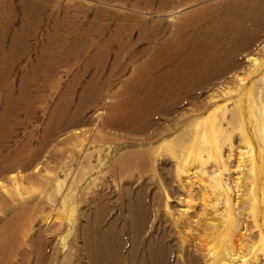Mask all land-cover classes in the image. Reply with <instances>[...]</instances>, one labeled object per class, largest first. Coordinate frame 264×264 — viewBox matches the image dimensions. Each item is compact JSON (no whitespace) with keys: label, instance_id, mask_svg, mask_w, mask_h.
<instances>
[{"label":"rangeland","instance_id":"374dc122","mask_svg":"<svg viewBox=\"0 0 264 264\" xmlns=\"http://www.w3.org/2000/svg\"><path fill=\"white\" fill-rule=\"evenodd\" d=\"M25 1L29 5L40 1L44 8L42 13L36 19L37 10L28 6L33 16L29 22L25 20L18 0H10L11 13L0 49L2 57L3 53L10 51L14 35L20 30L26 33L27 36H23L27 37L25 54L12 60L11 67L7 69L10 71L8 82L11 85L0 89L1 102L8 87L13 85L9 98L16 101L20 78L27 83L20 90L23 100L19 101V123L9 127L8 147L0 154L12 153L17 146L26 142L25 139H30V147L21 155L22 163L0 178V196L8 202L0 210V264H90L88 258L99 259L104 251L103 246L96 247L95 242L99 239V233L110 224H115L116 231L122 233L121 254L127 261L131 247L128 210L137 197L145 201L148 213L151 211L150 225L157 228L164 217L174 220L182 211L187 214L194 211L196 186H192V183L202 182L207 209L216 206L207 213L215 215L214 222L217 224L220 219H228L222 198L217 195L219 190H214L219 181L217 178H222L223 173L222 181L229 189V204L234 214L231 216L232 233L226 241L229 254L223 264H264V0H234L224 7L216 6L205 11L213 12L210 19L211 22L215 21L213 23L227 16L219 28L223 30L221 38H227L224 31L231 25V48L227 51V42L223 43L218 53L222 54L220 50H224L223 53L230 54L233 49L230 54L233 55V68H229L230 71L227 70L221 77H215L219 79L212 78L201 84L204 86H200V89H203H199L195 97L198 104L208 105L204 112L201 110L191 119H182L180 114H186L187 106L190 108L191 105L189 101L179 104L174 108L173 116L153 117L156 124L142 136L143 139L137 141L127 122H121L124 126L118 129L106 121L107 99L119 94L146 56L133 58L131 53H122L116 59L103 58L106 65L99 83L103 84L102 96L80 102L79 94L89 83L94 68L80 76L84 70L83 50L78 51L76 56H68L66 49L62 52L49 51L59 41L49 36L53 32V22L60 20L62 23L69 17L67 21L77 18L85 25L96 9L99 13L93 19L96 25L107 20L110 14L117 18L141 19L153 32L152 40L141 42L136 36L132 42L135 45H129L127 51L132 49L129 51L137 52L142 47L151 50L171 39L173 29L184 16L190 15L191 11L187 10L194 0H185L181 7L179 3L182 0L164 3L160 0ZM112 63L116 64L114 70ZM76 76L77 86L69 98L70 103L56 106L59 93L65 91ZM25 105H32L33 110L29 113L31 119L24 115ZM61 108H65L62 116L58 113ZM53 110H57V113L49 118ZM212 114L218 118L213 132L195 128ZM227 115L235 119L229 130L223 125L225 118H229ZM239 117L242 119L240 123ZM222 118L225 119L223 122ZM174 123H178L177 131L167 134L166 130ZM185 130H188L191 140L180 139L181 132ZM5 131L4 126L0 128V132ZM204 132L206 137L203 136ZM209 137L213 140V148L209 145ZM137 151L146 156L140 161V170H136L132 158L131 162L129 160ZM27 152L34 155L32 161L28 162ZM119 159L126 160L122 161V167ZM183 160L189 163L188 170L178 167ZM176 171L180 174L181 178L178 179L185 191L180 190L184 194H179L182 201H177V206L172 204V197L178 194L172 188V185L175 186L172 182ZM236 178H239L238 189L233 188L231 183ZM239 205L241 207L238 209ZM102 207L106 211L97 222ZM223 227L221 225L212 235L214 241L211 243H219ZM167 229L169 231L168 226L165 233ZM85 239L89 243L87 246ZM109 245L107 248H111L108 250L113 252L114 246ZM113 262L110 260L107 264Z\"/></svg>","mask_w":264,"mask_h":264},{"label":"bare ground","instance_id":"6f19581e","mask_svg":"<svg viewBox=\"0 0 264 264\" xmlns=\"http://www.w3.org/2000/svg\"><path fill=\"white\" fill-rule=\"evenodd\" d=\"M233 1L234 0L194 1L192 7L187 11H192V12L194 11L193 13L196 12L198 14V17L190 28H186L184 31L180 32V36L176 37L177 35H175L173 39L165 41L163 44H159L155 49L149 50L148 47H142L137 52L129 51L132 49H129L127 51V47H129V45L130 47L135 45V43L132 42L134 37L136 36L139 37V39L138 38L137 39L138 41L141 42H146L149 41L150 39L152 40L153 32L148 27L149 25L147 26L145 22H142L143 20L140 21L141 19H136V18L129 19L126 16H121V17L119 16L117 18L112 14L108 16L109 18L107 20H103L96 25V22L95 24L93 22L94 21L93 19L96 18L97 15H99L98 10L96 9L92 13L91 19H88L85 25L84 23L81 24V22H79L77 18H73L72 20L67 21L69 17L67 19L65 18L64 19L65 21L62 20V23L60 22V20H58L60 23L56 21L53 22L52 25L53 32L49 34V36L50 38H58L59 41L57 45L54 48L50 49L49 51L52 50L53 52H62L63 50L66 49L68 56H76L78 51L83 50L85 56V60L83 62L84 70L80 74V76L86 73L87 70L90 69L91 67L94 68V74L92 75L89 83L84 87V89L79 94L78 100L80 102L86 101L88 98L93 96H94L93 98L96 97V99L97 97L102 96L101 94H103V90H104L103 84L99 85V83H100V76L104 70V66L106 65V63L103 61V58L113 57L114 59H116L122 53L123 54L131 53V56H133V58L135 56H146L145 60L141 63V65L137 68V70H135L131 78L124 83L123 89L119 92V94L117 93L115 95H112L110 98L107 99L108 100L107 103L109 102V105L107 108L108 110L106 109L107 110L106 121L111 122L112 126H116L118 129H122L124 126L123 123L127 122L129 125L128 127H131L130 128V130L132 131L131 134L135 139L137 138L136 139L137 141L138 139L142 138V136L147 134L152 127H154L156 123L155 124L153 123L154 121L152 120L153 117L157 115H161V116H166L167 118V116L175 112L174 108L179 104L183 105L182 103L189 101V105H191L190 108H188L189 106H187L188 110H186L187 111L186 114H182V113L180 114L182 119H191V117L196 116V114L199 113L201 110L203 111L208 108V105L206 107L205 105L203 106L201 104H198V102H196V100L198 101V99H196L195 94L200 89L201 84L207 82V80H210L212 78L213 80L219 79L215 77L217 76L221 77L222 76L221 74L225 73L229 68L230 69L233 68V63L231 61L232 60L231 57H233V55L232 56L230 55L233 49H231L230 54L223 53L224 50H220L222 51V54L218 53V50L223 43L226 44L227 42L226 45L228 47V49H226L227 51H229V49L231 48L230 42L232 41L231 35L233 34V30L230 25L228 27L229 29L228 30L226 29V31H224V34H226L227 38H223V37L221 38L220 34L223 33V30L220 29L221 28L220 24H223L225 22L227 16L225 15L221 19H219L220 21L216 20L217 23H213L215 21L213 22L210 21L211 14L213 12L211 11V13H208L205 11L209 8L215 9L218 6L224 7L225 5L232 3ZM39 2L31 3L29 5L25 0H18L19 6L21 8L25 20L30 22V19L33 18L28 6L37 10L36 19L38 18L39 13L44 9L39 4ZM10 13H11L10 0H0V49L2 48V38L5 34V29L9 21ZM155 27L157 28L158 25ZM24 35H26V33L23 30H20L18 34H15L14 41L11 45V48L9 49L10 54L9 52L8 53L6 52V54L3 53L2 57H0V89L4 86L11 85V83L8 82L10 71L7 69L11 67L12 60L16 59L19 55L22 56L25 54L27 37H23ZM148 46H152V45H148ZM8 55L9 57H7ZM115 65H116L115 63H112L111 65L112 70H114ZM6 70L7 73L5 72ZM78 76H76L73 79L72 83L66 88L65 91L59 93L56 106H58V104L60 103H67V104L70 103L69 98L74 94V90H76L75 87L77 86L76 81ZM19 82L20 83L18 85L20 87V90H22L23 87L27 85V83L22 78H20ZM12 87L13 85L10 88L8 87V92L3 95L4 101L0 102V128L3 126L6 128L5 132H0V153L6 150L8 147L7 143L9 138L8 137L9 127L19 123L18 121L19 119H17V117L19 116L18 113L19 107L21 105L19 104V101L23 99L21 98L22 94L21 91L19 90V95L17 100L16 101L10 100L9 97L12 92ZM202 89L203 88H201L200 90ZM31 110H33L32 105H25L24 111L26 112V114L24 115L28 119H31L29 117V113ZM56 113L57 110H53L49 118H52ZM58 113L62 116L65 113V108H61V110H59ZM214 114L209 116V118H207V120H205L201 124L200 123L197 124L196 127L195 125H193L192 127L193 128L195 127L196 129L199 130L202 129L203 131L206 132H210V131L213 132L215 129V122H217L218 119L217 117L215 118ZM239 114L241 115L240 112ZM173 115L174 114H172V116ZM228 117L229 118H225L226 120L222 118L223 119L222 122L225 120L223 125H225L226 129L229 130L232 129L233 127L232 121L234 118L230 116ZM241 120L242 119L240 118L239 123L241 122ZM52 121L53 120H51V122ZM177 124L176 123L172 124L170 126L171 128L166 130V133L167 132L172 133V131L176 132L178 129ZM46 125L48 126L49 124L46 123ZM189 125L191 126V124ZM189 130L191 131V128ZM206 132L203 133L204 135L202 134L205 137L207 135L205 134ZM180 139L191 140V135L189 136L188 130L181 132ZM208 139H209L208 141L209 145L212 147L213 140L210 139V137ZM24 141H23L24 143L23 144L21 143L22 144L21 146L20 145L17 146V148H15L12 153L0 154V178L4 174H7V172H9L13 167L22 163L23 158H21V155L25 150L26 151L28 150V147H30V139L28 140L25 139ZM184 143L186 144V141H184ZM214 143L216 142L214 141ZM181 155H183V152ZM144 156L145 153L143 152L141 153L137 151L134 152L131 157H129L130 162L132 158V163H135L136 170H140L142 168V163L140 161L142 160V158H144ZM27 157L29 162L33 160L34 155L27 152ZM137 160L139 161L137 162ZM122 161H126V160L119 159L120 167L123 166ZM175 164L177 165V163ZM188 166L190 167L189 163L186 162V160L181 165H178L179 168L182 167L185 170H188L189 168ZM216 168L218 169L219 167ZM223 174H222V178H223ZM174 177L175 179L173 178L174 180L172 184L174 183L175 186L172 185V188L176 190L177 191L176 193L178 194L172 197L173 199L172 204L177 206V203L182 201L180 199L179 194L183 195L185 191L181 188V187L184 188V186L181 185L178 179L180 177L178 171L175 172ZM222 178L221 176L220 178H217L219 179V181L217 185L214 187L216 188L214 190H219L218 191L219 194L217 195L218 197L222 198L223 208H225L228 212V215H226L228 216V219L225 217L224 220L220 219V222L215 224L214 222L215 215L211 216L210 213H207V211L208 210L211 211V209L216 208V206L213 207L210 205L211 206L210 209L209 208L207 209L206 206L207 201L206 198L204 197V195L206 194L202 193V191L204 192L203 190L204 187H202L201 185L202 182L200 184L199 181L192 183V186H196V191H195L196 195L194 200V202L196 201V204H194L195 208L193 207L194 211L191 212V214H187L182 211V213L180 212L181 214L174 220L162 216L164 217V220L163 222H161L160 219L161 223L156 222L160 224V225L158 224L159 226L157 228H152L150 225L151 218L149 217V215L151 214L150 213L151 211L149 212L150 213L149 214L148 209L146 208L147 205L145 206L144 204L145 201L143 200V198L137 197L135 201L133 200L134 202L131 205L130 210H128L130 212L128 215L129 218L128 223L130 224L129 229L131 233L130 235L131 247L128 252L127 261L124 259V257H122L121 254L122 233L120 230H119L120 232L116 231L115 224H110L108 225L106 230H103L102 232L99 233L98 236L99 239L98 241L95 242L96 247L102 248L103 246L105 252L102 251L101 255H99L100 257L99 259L88 258L90 264H103L105 262L107 264L110 260L114 261L113 264H223L224 260L228 257L229 254L226 241H228V238L232 233L233 220L231 219L232 218L231 216L234 214H232L233 209H231L232 206L229 204V196H228L229 189L228 188L226 189L225 184H223ZM238 181L239 178H236L234 181L232 180L231 183H233L234 185L233 188L235 189L239 188V186L237 185ZM168 184H170V182ZM169 188L170 187H168V189ZM180 190H183L184 192L182 193ZM187 195L188 194H186L185 197H187ZM7 203L8 202L3 197L0 196V210H2ZM240 207L241 205H239V207L237 208L239 209ZM105 211L106 209L102 207V209L99 211V214L97 215V219H96L97 222H100L101 216L104 214ZM207 216L210 217L206 218ZM218 219L219 218H217L216 221H218ZM221 225L224 226L223 227L224 229L222 228L223 230L220 231L221 233L217 231L221 234L219 243L218 244L211 243L212 241H214L213 240L214 237H212V235L215 234L216 230H218ZM166 226H168L169 231L167 229L165 233ZM88 244L89 243L86 240V246ZM109 244L114 246L113 252H110L112 250L110 251L108 250L109 248H111V247L107 248ZM106 250H108V253ZM173 258H175V261H173ZM35 264H41V263L36 262Z\"/></svg>","mask_w":264,"mask_h":264},{"label":"crops","instance_id":"0c3cea01","mask_svg":"<svg viewBox=\"0 0 264 264\" xmlns=\"http://www.w3.org/2000/svg\"><path fill=\"white\" fill-rule=\"evenodd\" d=\"M135 1V0H134ZM136 1H142V0H136ZM161 2H165V1H168V0H160ZM185 0H182L180 3H179V7H181L184 3ZM196 1V0H194ZM194 12V11H193ZM191 11L190 15H186L184 16L182 19H181V23L178 24L175 28H174V31H173V35L171 37V39H173L175 37V35H177L176 37L180 36V32L184 31L186 28H190L192 26V24H194V22L197 20V17H198V14L196 13H193ZM192 15V16H191ZM191 18V19H190ZM144 22V21H143ZM189 32V31H188ZM170 39V40H171Z\"/></svg>","mask_w":264,"mask_h":264}]
</instances>
